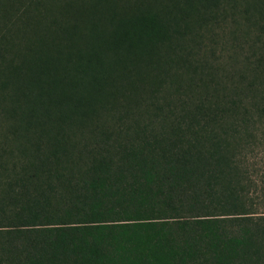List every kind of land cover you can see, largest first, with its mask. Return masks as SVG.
Wrapping results in <instances>:
<instances>
[{"label":"trees","instance_id":"16d2710c","mask_svg":"<svg viewBox=\"0 0 264 264\" xmlns=\"http://www.w3.org/2000/svg\"><path fill=\"white\" fill-rule=\"evenodd\" d=\"M0 131L31 264H264V0H0Z\"/></svg>","mask_w":264,"mask_h":264},{"label":"rangeland","instance_id":"374dc122","mask_svg":"<svg viewBox=\"0 0 264 264\" xmlns=\"http://www.w3.org/2000/svg\"><path fill=\"white\" fill-rule=\"evenodd\" d=\"M0 208L5 217L0 224V264H31L32 255L29 235L31 229L27 221V211L22 194H26L28 145L23 140H15L0 131ZM249 162L251 179L258 182L264 169V149ZM254 163H257L256 166ZM259 172L255 175L254 168ZM22 214V218L19 216ZM18 231H23L18 237Z\"/></svg>","mask_w":264,"mask_h":264}]
</instances>
